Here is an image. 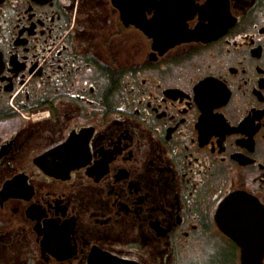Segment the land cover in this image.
<instances>
[{"label":"flooded vegetation","instance_id":"af4514ba","mask_svg":"<svg viewBox=\"0 0 264 264\" xmlns=\"http://www.w3.org/2000/svg\"><path fill=\"white\" fill-rule=\"evenodd\" d=\"M245 262L264 0H0V264Z\"/></svg>","mask_w":264,"mask_h":264},{"label":"water","instance_id":"95a60500","mask_svg":"<svg viewBox=\"0 0 264 264\" xmlns=\"http://www.w3.org/2000/svg\"><path fill=\"white\" fill-rule=\"evenodd\" d=\"M136 24L141 28L143 29L144 31H147V27H146V24L145 23H142V22H136ZM226 202L227 200H223L220 204H219V207H218V214H221L222 213V209L223 207L226 205ZM242 264H259V263H252V262H245V263H242Z\"/></svg>","mask_w":264,"mask_h":264}]
</instances>
